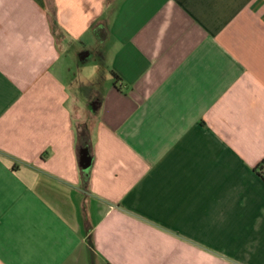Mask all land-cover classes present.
I'll return each mask as SVG.
<instances>
[{
    "label": "crops",
    "instance_id": "obj_1",
    "mask_svg": "<svg viewBox=\"0 0 264 264\" xmlns=\"http://www.w3.org/2000/svg\"><path fill=\"white\" fill-rule=\"evenodd\" d=\"M0 264H264V0H0Z\"/></svg>",
    "mask_w": 264,
    "mask_h": 264
},
{
    "label": "water",
    "instance_id": "obj_2",
    "mask_svg": "<svg viewBox=\"0 0 264 264\" xmlns=\"http://www.w3.org/2000/svg\"><path fill=\"white\" fill-rule=\"evenodd\" d=\"M90 160H91V158H90V156H89V151H88V149L85 148V149L82 151V156H81V166H82V167L87 166V165L90 163Z\"/></svg>",
    "mask_w": 264,
    "mask_h": 264
},
{
    "label": "rangeland",
    "instance_id": "obj_3",
    "mask_svg": "<svg viewBox=\"0 0 264 264\" xmlns=\"http://www.w3.org/2000/svg\"><path fill=\"white\" fill-rule=\"evenodd\" d=\"M92 64H95L94 61L92 62ZM92 64H91V65H92ZM91 65H90V73H87L88 75H92V74H93V70H94L93 68H94V67H93V65H92V66H91ZM97 74H98V73H97ZM100 74L102 75V72H100ZM100 74H99V75H100ZM85 78L88 79L87 76H86Z\"/></svg>",
    "mask_w": 264,
    "mask_h": 264
}]
</instances>
